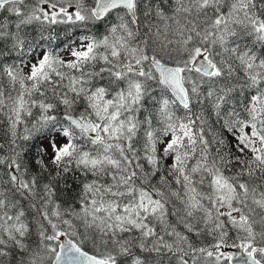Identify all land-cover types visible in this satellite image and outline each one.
Wrapping results in <instances>:
<instances>
[{
    "label": "snow or ice",
    "instance_id": "1",
    "mask_svg": "<svg viewBox=\"0 0 264 264\" xmlns=\"http://www.w3.org/2000/svg\"><path fill=\"white\" fill-rule=\"evenodd\" d=\"M0 264H264V0H0Z\"/></svg>",
    "mask_w": 264,
    "mask_h": 264
}]
</instances>
